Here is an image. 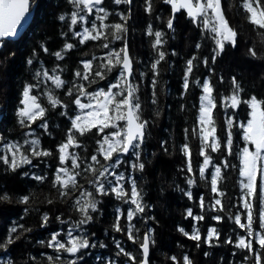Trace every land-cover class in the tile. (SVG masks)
Listing matches in <instances>:
<instances>
[{"label": "snow or ice", "instance_id": "snow-or-ice-1", "mask_svg": "<svg viewBox=\"0 0 264 264\" xmlns=\"http://www.w3.org/2000/svg\"><path fill=\"white\" fill-rule=\"evenodd\" d=\"M34 2L35 0H0V49L7 48L9 42L18 36V29L23 26ZM69 2L74 10L70 11L67 16L61 14L58 19L66 21V26L72 36L79 38L77 43L99 41L101 42L100 47L108 51L103 57L93 56L92 59L82 61V68L77 67L72 79L62 78L65 69L59 65L48 69L41 63L34 75L37 83H27L23 87L20 100L22 107L16 110V116L23 127L31 128V125L39 120V127L47 130L48 124L44 118L49 109L42 105L40 96L33 93L39 89L41 83L51 82L53 87L42 93L47 105L51 109L58 107L63 109L59 114L68 117L70 123L65 139L56 148L59 166L55 169L51 184L56 189L59 199L73 201L71 207L79 213V218L66 221L56 216L55 220L61 225L69 224L70 226L63 235L61 232H53L47 246L53 248L56 253H67L73 257L68 264H78V260L83 258L84 250L97 247V244L90 240L86 226L93 221V213L99 210L98 205L101 200L98 197L114 195L117 200L128 205L126 209L127 227L120 226V218L124 215L120 213L116 216L112 228L115 232H126L127 238L133 243L136 242L137 237L133 231L135 225L132 221L137 215L145 213L147 205L144 203L142 191L137 186V180L131 172L137 170L143 172L145 169L141 154L148 134L149 120L145 118L140 84V80L145 77L146 73L134 70L133 59L129 55L125 40L127 18L121 14L120 18L125 23H106L105 21L111 14L104 6V0H69ZM113 2L119 5L131 3V0H113ZM164 2L171 5L173 13L167 21L168 29L174 31V14L184 10L191 22L201 29L212 44L210 58L204 57L202 61H198V58L193 56L186 61L182 89L184 93H188L190 77L198 63H203L205 67H208L210 62L215 64L217 57L226 51V46L237 47L239 33L230 26L226 19L221 9V0H164ZM146 3L145 10L151 13L152 0H146ZM241 7L247 14V21L254 30L258 31L261 41L264 42V0H242ZM147 34L154 37L152 47L157 52V58L151 63L149 69L152 73L150 82L153 89L151 103L155 105L157 103L155 88L160 75L159 66L166 57V52L162 50L166 41L163 39L165 34L161 31H153L151 26ZM62 35L67 36L68 33H62ZM114 41H122L123 46L110 47ZM75 47L76 44L66 42L60 51L52 55L62 61L65 54ZM195 47L199 49L201 45L198 43ZM42 48L44 52H48L46 47L42 46ZM249 54L253 58L257 57L254 48L249 49ZM33 58H37L35 52H33ZM33 58L27 60L29 65H33ZM97 60L99 62L94 64ZM194 61L198 62L194 63ZM104 80H107V83L99 86V81ZM220 80L222 81L223 77H220ZM93 85H96L94 89ZM192 86L201 91L198 97L197 123L192 127V134L199 140L198 176L206 186L210 187V193L214 194L209 197V207L217 214L212 215L211 219L220 221L224 218L222 214L225 208L221 198L226 193L218 185L222 179L223 169L230 166L237 167L235 164H230L227 159L228 156H233V129H236L238 137L243 141V147L235 153V158L239 162L240 195L238 201L239 206L244 210L245 222H242L241 214L229 215L228 219H233L234 223L244 231L243 235L238 234L236 237V248L253 253L254 264H264V255H262L264 253V98H257L256 95H251L247 99L243 98L242 93L245 90L235 76L231 79V91L228 95H221L210 78L202 81L195 79L192 81ZM56 90H61V92L57 93ZM62 95L70 98L67 103L61 98ZM70 105H75V108H70ZM242 105L245 106L242 112H246L244 120L240 119L241 113L235 111L241 109ZM218 106L226 114L231 110V115H227L226 118V132L222 129L223 142L217 135L214 118V111ZM193 107L195 108L196 105L194 104ZM155 115L158 116L159 112L157 111ZM184 133L187 140L188 129H185ZM27 135L31 136L33 133L30 132ZM86 135L94 140L96 148L95 154L88 153L82 159L75 149L84 148L79 138ZM164 150L167 151V148ZM180 150L187 158V173L193 174L187 178L186 183L194 186L197 183V173L193 169L189 144L185 142ZM3 153L0 155V161L12 171H16L23 165H31L33 158L52 156V151L40 146L38 138L24 140L23 144L16 141L6 142L3 145ZM213 153L219 154L215 162ZM89 156L90 163L88 162ZM220 157H224L222 161ZM199 158H202V162ZM121 168L124 171H120ZM206 171L210 175V180L206 176ZM126 172L129 174L125 175ZM87 173H90L92 177L91 179L85 177L87 183L91 185V190L85 188L78 179ZM34 179L43 182L46 177L37 175ZM185 195L192 199L191 191L185 192ZM0 200L10 202L11 197L4 193L0 195ZM29 200L30 197L24 195L19 198L18 202L28 204ZM47 202L54 203L51 199ZM230 206L233 205L230 203ZM198 207L202 210L205 208L203 195H198ZM27 211L28 209H25V212ZM117 211L119 212V209ZM187 215L196 221L204 219L203 214L193 216L191 208L187 209ZM148 218L154 219V217ZM42 221V227L49 224L50 218L47 212L43 214ZM25 231H31V229H25ZM135 231L138 233L139 229ZM179 231L193 241L201 240L198 228H194L191 234L185 232L183 228ZM152 233L153 229L149 228L143 235L139 244V248L142 249V258L139 261L130 251H125L118 241H114L116 248L119 249L117 256L123 254L132 264H150V245L155 243ZM21 235L22 233L18 232V226L13 224L7 230L6 238L0 242V251L6 254L10 252L11 246L20 240ZM214 239L219 241V232L214 227L209 228L205 243L211 245ZM225 243L232 244L233 240L226 238ZM99 247L104 248L106 245L99 244ZM47 259L50 264H63L59 255L49 256ZM171 259L177 264H192L188 255H184L182 261L177 260L176 256H172ZM247 259L249 257L245 255L244 260ZM0 264H15V262L13 259H7L6 261L0 260ZM109 264L112 262L110 261Z\"/></svg>", "mask_w": 264, "mask_h": 264}, {"label": "trees", "instance_id": "trees-1", "mask_svg": "<svg viewBox=\"0 0 264 264\" xmlns=\"http://www.w3.org/2000/svg\"><path fill=\"white\" fill-rule=\"evenodd\" d=\"M241 5L242 0H221V9L226 19L230 26L239 33L238 42L248 40L247 43H249V46L242 48L241 45H238L237 49H244L246 52L242 53L243 56L252 63L257 59L249 54V49H264V42L261 41L258 31L254 30L247 21V14ZM104 6L111 14L105 21L106 23H125L120 18L121 14L127 18L125 40L129 44L134 70L146 73L145 77L140 80L145 118L149 120L148 134L141 154V160L145 162V169L143 172L138 170L131 172L129 169V172L137 180V186L142 191L147 207L144 214L137 215L132 221V224L135 225L134 235L137 237L136 242L133 243L127 238L126 232H115L112 228L116 216L120 213H124L120 218V226L122 228L127 227L126 209L128 205L117 200L114 195L98 197L101 200L98 205L99 210L93 213V221L86 226L90 240L96 243L97 247L84 250L83 258L78 260V264H101L102 261L103 264H109L110 261L112 264H132L123 254L117 256L119 249L116 248L114 241H118L125 251H130L139 261L142 258V249L139 248V244L145 231L149 228L153 229L152 237L155 241L154 244H151L150 264H177L171 257L176 256L177 260L182 261L184 255L189 256L192 264H254L253 253H247L235 246L237 235H243L244 231L234 223L233 219H228L229 215L241 214L242 222H245L244 210L239 206L238 201L240 195L238 186L239 162L235 158V153L243 147V141L238 137L237 130L233 129V156H228L227 159L230 164H235L237 167L230 166L222 170V179L218 186L226 193L221 198L225 208L222 214L224 218L220 221L213 220L211 216L217 213L209 207V197L214 194L210 193V187L206 186L205 182L200 180L198 176L199 140L198 137L193 136L192 127L197 123L198 97L201 91L192 86V81L210 78L221 95H228L231 91V79L235 76L245 90L242 93L245 99L251 95L264 98V92H261V87H259L260 81L257 82L252 79L254 77L246 76L239 68L229 62V58L234 52L229 51V46H226L227 50L220 57H217L215 64L210 62L209 66L205 67L203 63H198L190 77L189 91L184 93L182 77L186 61L193 56H196L198 61H202L204 57L210 58L212 54L211 41L207 39L201 29L191 22L184 11L175 15L173 19L174 31L168 29L167 21L173 15L170 5L166 4L164 0H152L151 13L145 10L147 7L146 0H131V3L119 5H116L113 0H104ZM41 7L47 10L40 14L39 25L35 29L36 36L34 37V32L31 36L22 39L14 53L17 57L16 60L5 71L1 69V80H6L1 82L0 95L3 94V98L10 100L12 108L21 95L24 85L34 80L33 67L36 65V60H34L33 65H29L27 60L33 56V52L40 54L41 44L44 43L45 46H48L50 54L58 50L59 47L60 51L66 42L76 44L74 49L65 54L67 62L59 64L61 68L64 65V72L69 75L68 79L74 77L77 67L82 68V61L92 59L93 56L103 57L108 51L100 47L101 42L99 41H87L85 44H78L79 38L72 36L66 26V21L58 19L61 14L67 16L70 13L67 11L74 10L69 0H42ZM227 7L235 13V17H232V14L228 17ZM149 26L153 31L163 32L165 34L163 39L166 41L162 49L166 52V57L159 66L160 75L157 78L155 88L157 100L155 105L151 103L153 89L150 82L152 73L149 69L151 63L157 58V52L152 47L154 37L147 34ZM62 33H68L69 36L62 35ZM260 42L262 43L259 46L257 43ZM198 43L201 45L199 49L195 47ZM122 46V41H114L110 44V47L120 48ZM239 58L238 65L241 67L240 60L243 61L245 58L240 56ZM234 59L235 57L231 59L232 63L236 61ZM198 61H194V63ZM98 62V60L94 61V64ZM216 64L217 68L213 69L212 67ZM53 66L51 68H54ZM223 70H225V76L221 81L220 77L222 76L217 77V74H221ZM106 83L107 80L99 81V86H104ZM52 87L51 82L50 84L41 83L39 87L42 88L39 94L45 101L42 105L48 109L51 108L47 105L42 93ZM95 87L96 85H93V89ZM56 91L57 93L61 92V90ZM63 96L67 97L66 95ZM69 99L68 97V101ZM194 104L196 105L195 108L193 107ZM70 108H75V105H70ZM244 108L245 106L242 105L241 109L235 110L237 113H241V120L246 117V112H242ZM157 111L159 112L158 116L155 115ZM12 115L9 116V121L3 131L8 136H14L15 141H19V139H24V132L19 131L20 129ZM227 115H231V110L226 114L218 106L217 110L214 111L217 135L221 137L222 142V129L224 132L227 130ZM49 120L47 130L40 127L36 131L31 130L37 135L34 134L26 140L41 139L42 146L41 143L40 146L52 151L51 157L37 158V160L33 158L31 165H23L16 171L10 170L0 161V195L7 193L11 197L10 202L0 200V242L6 238L7 230L13 224H16L18 232L22 233L20 240L11 246L10 252L6 254L0 251V260L13 259L15 264H50L47 258L59 255L63 264H68V261L73 259L67 253H56L53 248L47 246L53 232H61L63 235L70 226L69 224L61 225L59 221L55 220L56 216H60L62 220L66 221L79 218V213L71 207L73 201L59 199L56 189L51 184L55 169L59 166L56 148L65 139L67 128L59 126L55 111L53 118L50 117ZM185 129H188L187 140L184 133ZM21 132L20 138L18 135ZM79 139L84 148L75 149V151L81 155L82 159L88 153L95 154L96 145L93 139L87 135ZM7 142H14V140L8 139ZM185 142L189 144L191 149L193 169L197 173V183L194 186H189L186 183L187 178L193 174L187 173V158L180 150ZM2 148L0 127V155L4 154L1 152ZM165 148L167 151L164 150ZM212 155L215 162V158L219 154L213 153ZM223 158L220 157L221 161ZM100 159L102 160V158ZM199 159L202 162V158ZM35 161L37 162L35 163ZM88 162H91L90 156ZM120 171H124V169L121 168ZM129 172H126L125 175H128ZM37 175L45 176L46 179L43 182L37 181L34 179ZM206 176L210 180L207 171ZM85 177L87 179L92 178L91 174L87 173L78 179L85 188L91 190V185L87 183ZM187 191L192 192V199L185 195ZM24 195L30 197L28 204L18 202L19 198ZM198 195L204 196L205 208L203 210L198 207ZM49 199L53 200L54 203L49 204L47 202ZM230 203L233 206H230ZM189 208L192 209L193 216L203 214L204 219L196 221L193 217L188 216L187 209ZM25 209L28 211L25 212ZM45 212L48 213L50 222L47 226L42 227V216ZM255 215L254 211V217ZM148 217H154V219ZM20 225L23 227H19ZM213 227L219 232V241L214 239L210 245L205 243V239L207 230ZM180 228L189 234L193 232L194 228H198L201 240L197 242L189 239L179 231ZM25 229H31V231H25ZM135 229H139V232L137 233ZM226 238H231L233 243H225ZM198 243L199 247H197ZM99 244H105L106 247L101 248ZM256 248L258 249V245ZM245 255L249 259L244 260Z\"/></svg>", "mask_w": 264, "mask_h": 264}, {"label": "flooded vegetation", "instance_id": "flooded-vegetation-1", "mask_svg": "<svg viewBox=\"0 0 264 264\" xmlns=\"http://www.w3.org/2000/svg\"><path fill=\"white\" fill-rule=\"evenodd\" d=\"M36 1L37 0H35V2ZM46 10H47L46 8H42L41 7V2H40L39 5H38V7L35 10V15H34V18H33V22L31 24V26L29 27V29L18 40H12V41H10L9 44H8V46H7V48L0 49V63L6 60L5 61L6 65L3 66L5 69H2L1 68V64H0V79H1V69L3 71H5L16 60L17 57L14 55V53L16 52V48L21 43L22 39L31 36L32 33L34 34L35 29H37V26L39 25L38 24V20L40 19V14L46 12ZM62 11H64V10H62ZM56 12H57V10H56ZM67 12H70V11H67ZM35 36H36V32H35L34 37ZM68 36H69V34H68ZM239 44H240V42H238V45ZM36 45H37V43H36ZM238 45L235 48H232L231 46H229V48H230L229 51H236L237 52L238 51V49H237L238 48ZM42 46L43 47H46V48L48 47L47 45L45 46L44 43L41 44V52H40V54H36L37 58H33V56L31 57L34 60H36V65L33 67L34 75H35V71L39 68V66H40L41 63H43V66L45 68L50 69L55 64L59 65L60 63H64V62L66 63L67 62L66 61V58L67 57H65L64 60H62V61L61 60H57L55 56H53L52 54H50L49 48H47L48 49V52H44ZM8 48H10V49H8ZM59 49H60V47L55 52L59 51ZM63 66L64 65H62V68H63ZM212 68L213 69H216L217 68V64L215 66H213ZM68 76H69L68 73L63 72V77L62 78H64V79L67 78L68 79ZM220 76H222V77L225 76V70H223L221 74H217V77H220ZM4 80H6V79H4ZM31 83L35 84V83H37V81L34 79ZM48 84H50V82H48ZM45 88H47V87H45ZM0 89H1V86H0ZM41 89L42 88H39V89L35 90L33 94H38L40 96L39 92H40ZM21 98H22V96L20 95L17 98V100H16L15 106L12 108L11 105H10V100L7 99V98H3V94L0 95L1 114L3 115L2 120H1V124H0V127H1V147H3L4 143H6L8 139H13L15 141L14 136H8L3 131V129L5 128L6 124L9 121V116L12 115V113H13L12 116L15 118L14 119L15 120V123H16L17 127L20 129L19 131L24 132L23 133L24 139H19V141H16V142H19V143L23 144L24 143V140H26L28 137H31L32 136V135L30 136V135H27V134L30 133V132L33 133L31 130H35L36 131L39 128V124H40V121L39 120L36 123H33L31 125V128L33 127V129L23 127V126H21L19 124L18 118L16 116V110L19 107H22V105H20ZM61 98L65 101V103L68 102V97H64L62 95ZM40 101H41L42 104L45 102L44 99L41 96H40ZM58 108H56V109H49L46 112L44 119L46 120V122L48 124V121H50L49 118L50 117H51V119L53 118V114H54V111H55V116L57 118V121L59 122V126H62L64 128H68L70 126V123L68 121V117L61 116L59 113L63 109H60V108L58 109ZM22 132H21V134L18 135L20 138H21ZM34 134L35 133H33V135ZM35 135H37V134H35ZM39 136H40V134H39ZM40 143H41V146H42V140L40 141ZM25 147H27V146H25ZM2 150H3V148H2ZM2 150H1V152L3 153ZM35 160H37V158H35ZM36 162L37 161H35V163Z\"/></svg>", "mask_w": 264, "mask_h": 264}, {"label": "rangeland", "instance_id": "rangeland-1", "mask_svg": "<svg viewBox=\"0 0 264 264\" xmlns=\"http://www.w3.org/2000/svg\"><path fill=\"white\" fill-rule=\"evenodd\" d=\"M40 2H41V0H37L38 5H39ZM38 5H37V7H38ZM227 10H228V17L230 16V14H232V17H235V15H234L235 13H233V11L230 8H228ZM225 12H226V10H225ZM241 34H243V33L241 32ZM247 42H248V40L247 41L244 40L239 45H241V48L242 47H247V45L249 44ZM261 43L262 42L257 43V44L260 46ZM241 48H239V50L237 52L233 51L234 53L231 54V56L229 58V62H231V64L233 66H235L236 68H239L243 72V74H245L246 76L251 77V78L254 77L252 79L256 80L257 82L260 81V85L259 84L258 85H259V87H261V89H260L261 92H264V49L263 48H259V49L255 50L257 52V57H256L257 60L251 63L247 59V57L243 56L242 53H244L246 51L244 49H241ZM8 49H10V48H8ZM239 56L245 58V59H243V61L240 60L241 61V67L238 65L239 59H240ZM233 57H235L236 61L232 63L231 59ZM5 61L0 63L2 69H5L3 67V66L6 65ZM3 80L0 79V86H1V82ZM4 82H5V80H4Z\"/></svg>", "mask_w": 264, "mask_h": 264}, {"label": "water", "instance_id": "water-1", "mask_svg": "<svg viewBox=\"0 0 264 264\" xmlns=\"http://www.w3.org/2000/svg\"><path fill=\"white\" fill-rule=\"evenodd\" d=\"M36 6H37V2L32 6L30 14L27 16L26 20L23 22V26L20 29H18V36L15 37L13 40H18L29 29V27L31 26V24L33 22ZM170 7H171V5H170ZM181 11H184V10H181ZM180 12H178L176 14H179ZM176 14H174V15H176ZM128 51H129V48H128ZM129 55H130V51H129ZM130 57H131V55H130ZM2 117H3V115L1 114V105H0V124H1Z\"/></svg>", "mask_w": 264, "mask_h": 264}, {"label": "bare ground", "instance_id": "bare-ground-1", "mask_svg": "<svg viewBox=\"0 0 264 264\" xmlns=\"http://www.w3.org/2000/svg\"><path fill=\"white\" fill-rule=\"evenodd\" d=\"M36 2H37V1H36ZM36 2H35V3H36ZM35 3H34V4H35ZM34 4H33V5H34ZM37 5H38V3H37ZM36 8H37V6H36ZM36 8H35V10H36ZM172 15H173V14H172ZM127 45H128V48H129V44H128V42H127ZM130 55H131V54H130ZM150 250H151V245H150ZM150 253H151V251H150Z\"/></svg>", "mask_w": 264, "mask_h": 264}]
</instances>
